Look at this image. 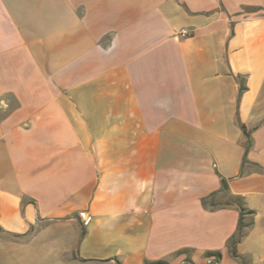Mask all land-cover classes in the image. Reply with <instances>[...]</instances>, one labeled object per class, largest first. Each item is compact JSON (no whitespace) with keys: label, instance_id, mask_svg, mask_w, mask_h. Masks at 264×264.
<instances>
[{"label":"crops","instance_id":"crops-1","mask_svg":"<svg viewBox=\"0 0 264 264\" xmlns=\"http://www.w3.org/2000/svg\"><path fill=\"white\" fill-rule=\"evenodd\" d=\"M208 251L264 264V0H0V264Z\"/></svg>","mask_w":264,"mask_h":264},{"label":"trees","instance_id":"trees-1","mask_svg":"<svg viewBox=\"0 0 264 264\" xmlns=\"http://www.w3.org/2000/svg\"><path fill=\"white\" fill-rule=\"evenodd\" d=\"M222 189L226 190L227 189V185L225 184V182H222ZM227 204L232 205L234 204L238 210H239V219H238V226H237V230L236 232L228 239V248L230 251V254L234 257L237 258V254H236V245L240 242L241 238H242V234H243V230L244 228H246L247 226H249L248 224H246L244 222V216L247 214H252L253 211L251 210H247L244 207L243 201L241 199V197L238 196H233L232 197V201L231 202H227ZM204 256L206 258H211L213 257L215 259V261H218L219 258L221 257L220 252L218 251H208L204 254ZM242 264H246L245 261H241ZM150 264H166V262L164 261H156V262H152Z\"/></svg>","mask_w":264,"mask_h":264},{"label":"rangeland","instance_id":"rangeland-1","mask_svg":"<svg viewBox=\"0 0 264 264\" xmlns=\"http://www.w3.org/2000/svg\"><path fill=\"white\" fill-rule=\"evenodd\" d=\"M36 246H37V248L41 247L40 244H37ZM42 253H45V252L43 251ZM214 260L215 259L213 257H211V258L204 257L203 258L200 256H194L193 258H189L185 254H178V255L169 256L167 259H165L164 262H166V264H214V262H215ZM37 262H38V264H49L51 262V260H49L48 257H45L44 254H42L40 259ZM106 262L108 263L109 261H106ZM110 262H112V264H146L144 259L141 257L140 254L135 259L114 260V261H110ZM222 264H234V262L231 260H225L222 262Z\"/></svg>","mask_w":264,"mask_h":264},{"label":"built area","instance_id":"built-area-1","mask_svg":"<svg viewBox=\"0 0 264 264\" xmlns=\"http://www.w3.org/2000/svg\"><path fill=\"white\" fill-rule=\"evenodd\" d=\"M179 35L182 36V37H186V36H189V33L187 32V30L185 29H181L179 31ZM80 217L83 218L85 220V222H88L89 221V217L86 215V213L84 212H81L80 213Z\"/></svg>","mask_w":264,"mask_h":264}]
</instances>
